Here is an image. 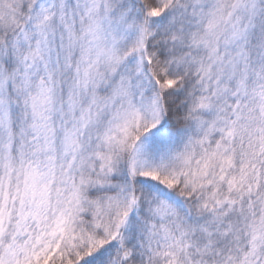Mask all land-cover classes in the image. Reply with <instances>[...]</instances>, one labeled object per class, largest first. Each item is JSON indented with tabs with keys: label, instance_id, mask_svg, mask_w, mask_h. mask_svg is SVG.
<instances>
[{
	"label": "snow or ice",
	"instance_id": "6c2138e0",
	"mask_svg": "<svg viewBox=\"0 0 264 264\" xmlns=\"http://www.w3.org/2000/svg\"><path fill=\"white\" fill-rule=\"evenodd\" d=\"M0 264H264V0H0Z\"/></svg>",
	"mask_w": 264,
	"mask_h": 264
}]
</instances>
